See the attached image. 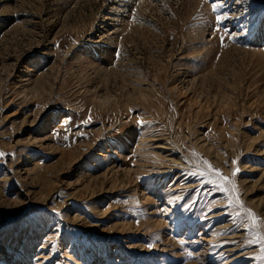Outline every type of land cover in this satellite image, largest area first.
Wrapping results in <instances>:
<instances>
[{
  "label": "rangeland",
  "instance_id": "rangeland-1",
  "mask_svg": "<svg viewBox=\"0 0 264 264\" xmlns=\"http://www.w3.org/2000/svg\"><path fill=\"white\" fill-rule=\"evenodd\" d=\"M119 1L0 0V264H264V0Z\"/></svg>",
  "mask_w": 264,
  "mask_h": 264
},
{
  "label": "bare ground",
  "instance_id": "bare-ground-1",
  "mask_svg": "<svg viewBox=\"0 0 264 264\" xmlns=\"http://www.w3.org/2000/svg\"><path fill=\"white\" fill-rule=\"evenodd\" d=\"M121 1V0H120ZM119 1V2H120ZM125 1H128V0H125ZM130 1V0H129ZM128 1V2H129ZM123 2H124V0H123ZM137 2V1H136ZM124 4H125V2H124ZM127 4V3H126ZM134 4H135V2H134ZM111 7V6H110ZM116 7V6H115ZM119 7V6H118ZM132 7V6H131ZM121 8V7H120ZM116 9V8H115ZM115 9H114V11H115ZM123 11V10H122ZM125 11V10H124ZM113 12V11H112ZM108 13V12H107ZM116 14V13H115ZM122 15V14H121ZM115 18V17H114ZM118 18V17H117ZM119 20H122V19H119ZM117 23V22H116ZM177 150V149H176ZM235 201V200H234ZM262 240V239H261ZM228 250H232V249H228Z\"/></svg>",
  "mask_w": 264,
  "mask_h": 264
}]
</instances>
